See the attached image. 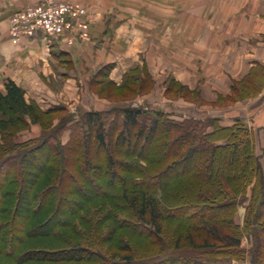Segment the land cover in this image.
Here are the masks:
<instances>
[{
	"label": "trees",
	"instance_id": "16d2710c",
	"mask_svg": "<svg viewBox=\"0 0 264 264\" xmlns=\"http://www.w3.org/2000/svg\"><path fill=\"white\" fill-rule=\"evenodd\" d=\"M109 70L103 66L96 83ZM140 71L129 69L120 86L143 84ZM263 85L264 73L253 69L234 83L231 99ZM203 121L132 105L44 110L6 80L0 264H228L246 255L264 264V172L254 131L239 118ZM34 123L40 135L19 140ZM244 235L253 240L247 250Z\"/></svg>",
	"mask_w": 264,
	"mask_h": 264
},
{
	"label": "crops",
	"instance_id": "0c3cea01",
	"mask_svg": "<svg viewBox=\"0 0 264 264\" xmlns=\"http://www.w3.org/2000/svg\"><path fill=\"white\" fill-rule=\"evenodd\" d=\"M42 1L0 0V92L4 82L12 80L24 90L27 101L44 110L64 106L77 115L160 103L161 107L150 108L177 120L195 118L197 107L190 115L167 110V105L181 106L161 93L167 76L213 101L229 97L234 83L251 70L264 73V0H52L83 7L82 25L72 21L56 37L35 34L12 39L10 15ZM106 65L110 66L106 79L114 86L121 85L129 69H144L153 81L151 92L129 102L99 97L94 86ZM158 90L161 97L153 101ZM218 109L222 110L210 118L224 125L241 119L257 142L258 130L264 129V85L256 96ZM31 131L35 135L39 126L31 125ZM67 139L68 130L62 142Z\"/></svg>",
	"mask_w": 264,
	"mask_h": 264
},
{
	"label": "rangeland",
	"instance_id": "374dc122",
	"mask_svg": "<svg viewBox=\"0 0 264 264\" xmlns=\"http://www.w3.org/2000/svg\"><path fill=\"white\" fill-rule=\"evenodd\" d=\"M85 13H86V11H85ZM83 16L80 17V21H81ZM79 25H82V24H79ZM77 27L80 28L81 26H77ZM149 77L150 76L145 72V70L142 69L140 71V78L142 81L144 79V82L141 85H139L140 83H137L136 86H134V88H132V91H129L125 87L114 86L109 82L108 79L102 78V80H100L98 83L95 84L94 92L99 97H103V98H106L108 100H112V101H116V102H120V101H128L129 102V101L134 100L138 96L147 95L149 92H151V90L153 88V81ZM165 80H166L165 81L166 83H163L164 87H163V91L161 92L162 95L168 100H171V101L176 102V103L179 102L180 104L178 103V105H181V106H170V107H168V105H167L166 106L167 110H169L173 113H178V111L183 110V111H186L188 115H190L193 112V110L199 108L200 110H199L198 116H195V118H193L194 116L190 115V117H192V119H196V120H200V121L204 120L203 122H205L207 119H209L210 116L212 114H214L215 112H219L220 110H222V109H218V108L230 105L231 103H233L237 100H243V99H234L236 93L232 92L231 96L232 95L234 96L233 99H231V96H229L227 98L217 97L215 100L209 101V100L202 97L199 90L189 91L187 86L178 82L171 75L167 76V78ZM159 95H160V92L158 90V93L155 94L151 99L153 101H155V99H157V97ZM253 96H256V95H250V96H247L246 98H250ZM159 97H161V96H159ZM184 102L187 104H184ZM143 105L145 106V104H143ZM146 105H150L152 107H161L162 106V104H160V103H159V105H156L154 103H152V104L149 103ZM184 105H191L190 107H192V108L184 107ZM150 106H145L144 108L150 110L151 109ZM194 107H197V108H194ZM223 112L225 113V110H223ZM65 115H69V114H65ZM195 115H197V114H195ZM188 118L189 117L184 118V119H188ZM34 124H37V123H34ZM259 124H260V122H257L256 126ZM31 125H33V124H31ZM31 125L28 129L23 130L18 135L19 140H26V139L34 138V137H37L40 135V133H41L40 126L37 124L39 126V132L35 133V135L34 134L32 135ZM203 126L205 127V125H203ZM257 134H258L259 139L257 140V142L255 141V150H256L257 155L259 156V160H260V163L262 166V170L264 172V129L262 131L258 130ZM245 203L246 202H243L239 206V210L237 212V221L240 224L243 221V216H244V212H245V208H244ZM242 241H243L242 246L246 250L253 246V240L249 235H244ZM183 253L189 255L192 253V251H186ZM249 258L250 257L248 255H246L245 260H241V261L232 260L228 264H231L232 262H235L234 264H250Z\"/></svg>",
	"mask_w": 264,
	"mask_h": 264
},
{
	"label": "built area",
	"instance_id": "2783aa9c",
	"mask_svg": "<svg viewBox=\"0 0 264 264\" xmlns=\"http://www.w3.org/2000/svg\"><path fill=\"white\" fill-rule=\"evenodd\" d=\"M85 9L64 1L44 0L26 5L8 18V33L14 40L31 38L35 34L56 37L71 27L72 21L81 22Z\"/></svg>",
	"mask_w": 264,
	"mask_h": 264
}]
</instances>
